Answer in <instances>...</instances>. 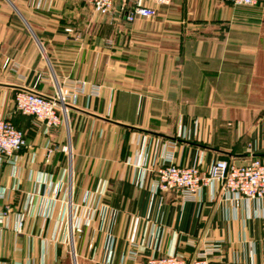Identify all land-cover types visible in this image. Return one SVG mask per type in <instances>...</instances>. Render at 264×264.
Masks as SVG:
<instances>
[{
    "label": "crops",
    "instance_id": "0c3cea01",
    "mask_svg": "<svg viewBox=\"0 0 264 264\" xmlns=\"http://www.w3.org/2000/svg\"><path fill=\"white\" fill-rule=\"evenodd\" d=\"M133 2L116 0L111 19L85 0H0V116L30 144L15 176L0 163V209L13 208L0 264H121L131 247L138 255L124 264H145L168 253L193 258L208 241L222 264H264V198L235 210L208 189L189 201L152 189L154 167L170 154L202 169L219 158L244 163L249 148L264 160V0H172L155 18L128 22ZM74 80L86 92L50 132L15 108L20 88L53 95ZM105 184L100 210L72 244L74 225L90 215L84 197ZM109 233L116 244L106 263Z\"/></svg>",
    "mask_w": 264,
    "mask_h": 264
},
{
    "label": "built area",
    "instance_id": "2783aa9c",
    "mask_svg": "<svg viewBox=\"0 0 264 264\" xmlns=\"http://www.w3.org/2000/svg\"><path fill=\"white\" fill-rule=\"evenodd\" d=\"M93 10L102 15L115 19L114 6L116 0H85ZM235 5H254L259 0H228ZM172 0H134L133 5L126 12L125 18L128 22H134L138 18H155L158 13L157 6L170 4ZM86 82L74 80L63 85H59L53 95H45L34 89L20 88L14 96L15 108L24 115L35 117L40 121L46 132L59 127L64 123V115L68 110L70 101L75 102L80 93L86 92ZM93 94L99 93V86L91 88ZM30 146L25 133L18 128L11 120L0 116V163L8 162L14 169V176L18 171V156ZM68 151V147H65ZM54 151L53 147L48 148L49 155ZM249 159L244 163H236L229 158L217 159L209 169H202L200 162L193 166H183L174 161L173 155H167L166 160L154 167V177L152 189L155 192L176 191L183 201L199 200L208 189L212 198L220 195L225 201L233 202L235 210H238L243 202L250 200H262L264 198V160L257 157L252 150ZM53 182V175L49 176ZM145 172L142 173L138 184L144 185ZM64 179L61 178L62 183ZM107 184L93 193L91 196L84 197L83 204L90 208V215L82 217V222L74 225L71 243L74 244L73 234L81 232L83 227L90 225L94 215L102 206V198L106 193ZM72 186L67 189L69 198H72ZM92 198V200H91ZM33 195L29 194L26 202L18 208L16 232H22L25 226L26 211L31 203ZM80 206H76L78 210ZM89 210V209H88ZM13 208L7 206L0 209V236L7 228L9 214ZM115 236L109 233L106 242V263H111L114 249ZM219 249L214 242L208 241L203 245V251L197 253L193 258H183L174 253L164 256L153 255L148 258L145 264H222L212 258L213 254ZM75 251L73 256L75 257ZM138 251L131 247L127 254L123 256L121 264L125 259L135 258Z\"/></svg>",
    "mask_w": 264,
    "mask_h": 264
},
{
    "label": "water",
    "instance_id": "95a60500",
    "mask_svg": "<svg viewBox=\"0 0 264 264\" xmlns=\"http://www.w3.org/2000/svg\"><path fill=\"white\" fill-rule=\"evenodd\" d=\"M74 252V251H73ZM74 260H75V257H74Z\"/></svg>",
    "mask_w": 264,
    "mask_h": 264
}]
</instances>
